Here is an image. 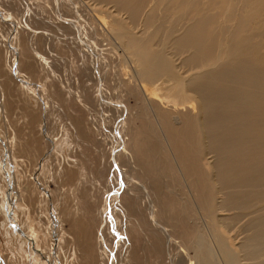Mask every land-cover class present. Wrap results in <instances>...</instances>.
<instances>
[{"label":"bare ground","instance_id":"6f19581e","mask_svg":"<svg viewBox=\"0 0 264 264\" xmlns=\"http://www.w3.org/2000/svg\"><path fill=\"white\" fill-rule=\"evenodd\" d=\"M87 1L71 27L107 46L101 58L135 99L112 165L126 167V195L147 197L137 215L180 264H264V0Z\"/></svg>","mask_w":264,"mask_h":264},{"label":"rangeland","instance_id":"374dc122","mask_svg":"<svg viewBox=\"0 0 264 264\" xmlns=\"http://www.w3.org/2000/svg\"><path fill=\"white\" fill-rule=\"evenodd\" d=\"M62 3L0 0V264H180L112 165L135 99L101 58L107 46L71 27L88 1Z\"/></svg>","mask_w":264,"mask_h":264}]
</instances>
